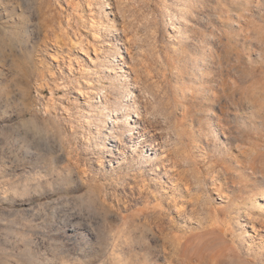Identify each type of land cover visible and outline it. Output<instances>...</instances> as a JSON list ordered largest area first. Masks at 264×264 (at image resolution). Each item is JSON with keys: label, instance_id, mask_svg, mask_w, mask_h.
<instances>
[{"label": "rangeland", "instance_id": "rangeland-1", "mask_svg": "<svg viewBox=\"0 0 264 264\" xmlns=\"http://www.w3.org/2000/svg\"><path fill=\"white\" fill-rule=\"evenodd\" d=\"M98 84L176 128L163 167L109 163ZM263 196L264 0H0V264H264Z\"/></svg>", "mask_w": 264, "mask_h": 264}, {"label": "bare ground", "instance_id": "bare-ground-1", "mask_svg": "<svg viewBox=\"0 0 264 264\" xmlns=\"http://www.w3.org/2000/svg\"><path fill=\"white\" fill-rule=\"evenodd\" d=\"M107 6L108 2L106 1ZM105 7V8H106ZM104 8L101 11V15H103V17H106V13L103 12ZM104 13V14H103ZM109 21L107 20V25L110 28V24L108 23ZM117 54V53H116ZM117 57H120V55H116ZM107 58V57H106ZM105 56H103V62H101V65L104 67H111L114 66V64L112 63V61H117V59L115 58V55L113 54V59H109V65L108 66L105 61H106ZM121 60V59H119ZM124 65H126L125 61H123ZM112 68V67H111ZM121 68V67H120ZM119 71L123 72L121 73V78L123 81H127L128 80V75L126 73H124V70L119 69ZM94 73H96L94 71ZM128 73V72H127ZM120 77V76H119ZM76 82V81H75ZM78 85V84H77ZM99 85V98L97 100H95L93 102V105L96 106V110L98 112V115H102L103 113L106 116V119H108V123L109 126L104 128V135L103 138H108L109 142L111 143L110 145L114 148L113 150H108L109 152V156H110V161L109 163H111L114 160L117 163V168H120L122 165H125L126 167H128L130 165V161H128L127 159H124V152L121 151L119 145H120V137L119 135L122 134L124 131L128 132L126 139L127 142L130 143V148L131 151L133 153H135L136 155H140L142 159L145 160H151L153 161V164L156 166H159L158 164L161 165V167H163V162L165 160H167V153H165V149L166 145H169L170 143L172 145H175L177 142V136H179L180 134L176 131V128L171 131H167L165 133H163L162 131L159 130H155L152 129V123H153V117L152 116H148L149 111L144 108L143 112H140L138 110V105H139V100H135L133 97L128 96L127 98H125L123 101L118 102V107H112V104H110L109 101L106 100V90L105 88L102 86V84H98ZM127 83L125 82V87ZM80 88L81 86L78 85ZM80 88H76L75 86H73V89L75 90L76 93H78L79 95L81 94ZM92 90V89H90ZM127 90V89H126ZM86 103V102H85ZM83 103V105L86 106V104ZM81 113H83V116H89L84 108V106L82 107L79 106ZM117 111V113H116ZM132 113H134V115H132ZM131 116V119H130ZM104 123V122H102ZM166 117L161 116V126L166 125ZM106 126V125H105ZM168 128L170 127V124L168 123L166 125ZM219 128H222V126H220ZM223 136H225V131H221ZM169 140V141H168ZM169 142V143H168ZM146 146H148V150L146 149ZM172 159V158H171ZM187 161H184V164ZM110 165V164H109ZM100 168V167H99ZM102 170H105V168H102ZM82 173L84 174V176H86V171L82 170ZM189 176V178H188ZM191 176V177H190ZM91 180H96V176H91ZM162 177H165L166 181H168L170 183V187H169V191L164 194H169V196L167 198H165V200H170V204L167 205L166 209H172L175 214H177V216L181 217V215L185 216V218L188 220V222H193V219H195L196 217L193 215L194 211L191 209L189 212L187 213H181L177 210L178 205L175 203V198H174V194H176L177 189L179 188H183V189H188L190 187V185L192 183L194 184V187L198 186L199 181L202 184V179L201 177L197 176V175H187L185 173V171L183 170H179L177 172H169L167 170L164 171ZM189 180L191 182H189ZM211 185H215L216 182L215 180L210 179ZM206 185L202 184V187L204 188ZM218 186V185H217ZM160 191H165V189H160ZM28 191L24 190L21 192L22 194H26ZM222 197H224L223 195H221ZM92 197H89L86 199L84 198L83 200L85 202L88 203L89 206H93V201H91ZM161 199H163V196H161ZM208 198L205 196L203 197H199V204L198 207L200 209V211H203V201H206ZM262 199V204L264 205V196L261 197ZM109 208H112V206L110 204L106 205ZM161 210V209H160ZM245 214L247 215L249 212H247L248 210H252V208L245 206L244 209H242ZM162 212V211H160ZM248 217V216H246ZM120 218L122 219L123 216H120ZM125 220V219H124ZM170 221H173V218L169 219ZM184 222V221H183ZM250 227H256V223L255 221H253V219H250ZM145 225H147L148 227H150V225L153 227H163L162 225H159L157 223H146ZM260 226L264 227V224H261ZM257 230H259V228H257ZM264 231V230H263ZM262 237V236H261ZM262 239V238H261ZM259 247L262 248L264 247V241H261L259 244Z\"/></svg>", "mask_w": 264, "mask_h": 264}]
</instances>
